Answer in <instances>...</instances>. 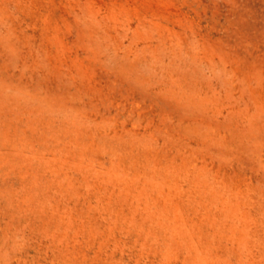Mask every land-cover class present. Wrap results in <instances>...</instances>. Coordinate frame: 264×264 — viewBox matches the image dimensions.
<instances>
[{
  "label": "rangeland",
  "instance_id": "1",
  "mask_svg": "<svg viewBox=\"0 0 264 264\" xmlns=\"http://www.w3.org/2000/svg\"><path fill=\"white\" fill-rule=\"evenodd\" d=\"M0 264H264V0H0Z\"/></svg>",
  "mask_w": 264,
  "mask_h": 264
}]
</instances>
